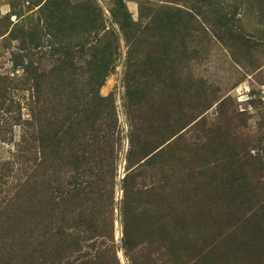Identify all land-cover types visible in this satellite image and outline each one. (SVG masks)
I'll return each instance as SVG.
<instances>
[{"label":"rangeland","instance_id":"rangeland-1","mask_svg":"<svg viewBox=\"0 0 264 264\" xmlns=\"http://www.w3.org/2000/svg\"><path fill=\"white\" fill-rule=\"evenodd\" d=\"M0 4V264H59L15 158L38 120L106 153L105 264H264V0Z\"/></svg>","mask_w":264,"mask_h":264},{"label":"trees","instance_id":"trees-1","mask_svg":"<svg viewBox=\"0 0 264 264\" xmlns=\"http://www.w3.org/2000/svg\"><path fill=\"white\" fill-rule=\"evenodd\" d=\"M93 21L94 19H90V23ZM56 28L58 33L61 32V26ZM23 32L21 30L18 33ZM10 36H13V32ZM61 44L70 47L71 42ZM77 45L81 46V44ZM73 51L75 50L68 48L65 54L70 56ZM72 121V117L67 113L65 122ZM36 124L37 122L35 127ZM37 125L36 129L27 126L16 148L15 158L21 159L22 164H29L33 160L36 167L32 170L33 166L26 165L24 173H28V181L25 185L27 192L32 191L30 180L36 179L34 192L36 203L32 204L33 200L29 195L27 201L38 211L41 232L39 236L42 238L40 245L48 250L59 264L63 260H67L68 264H105L107 261L102 245L105 241L103 243L101 241L107 237L110 230V206H112L108 195L110 184L106 176L108 167L106 153L101 151L98 157L90 148L94 140L92 132L73 131L69 126L64 129L57 126L53 128L51 123L42 124L45 129L40 130L39 120ZM33 140H37L38 145L32 146L30 142ZM157 154L155 152L149 156L146 162ZM160 163L159 169L162 167L164 174L166 165L164 161ZM134 176L136 174L132 172L124 181L126 197L124 208L127 207L129 196L127 183L133 180ZM148 191L147 188L145 191L137 190L141 196ZM125 239L127 250L132 251L136 245L135 237L126 233ZM146 255L144 253L143 256ZM131 259L134 261L133 258Z\"/></svg>","mask_w":264,"mask_h":264},{"label":"crops","instance_id":"crops-1","mask_svg":"<svg viewBox=\"0 0 264 264\" xmlns=\"http://www.w3.org/2000/svg\"><path fill=\"white\" fill-rule=\"evenodd\" d=\"M1 6H2V11H8V8H7V6L5 7V5H2V4H0V8H1Z\"/></svg>","mask_w":264,"mask_h":264}]
</instances>
